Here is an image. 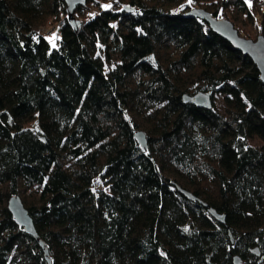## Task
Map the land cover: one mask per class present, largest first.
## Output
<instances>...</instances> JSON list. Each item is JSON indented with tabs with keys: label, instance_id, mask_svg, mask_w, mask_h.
<instances>
[{
	"label": "trees",
	"instance_id": "trees-1",
	"mask_svg": "<svg viewBox=\"0 0 264 264\" xmlns=\"http://www.w3.org/2000/svg\"><path fill=\"white\" fill-rule=\"evenodd\" d=\"M261 4L87 0L74 30L64 0H0V264H47L7 209L15 194L51 264H264V83L187 14L252 38ZM48 21L55 47L38 30ZM197 91L211 109L183 102Z\"/></svg>",
	"mask_w": 264,
	"mask_h": 264
},
{
	"label": "water",
	"instance_id": "water-1",
	"mask_svg": "<svg viewBox=\"0 0 264 264\" xmlns=\"http://www.w3.org/2000/svg\"><path fill=\"white\" fill-rule=\"evenodd\" d=\"M86 1L87 0H64L66 19L69 25L74 30H77L81 23L80 20H78L74 16V9L77 6L85 5ZM187 14L203 20L212 32L225 39L243 55L247 56L255 65L256 70L259 74V79L261 80V82L264 83V36L262 34L257 35L255 39L243 37L238 34L236 28L230 20L226 18H216L203 9L194 8L190 10ZM182 100L185 103L189 102L203 109H211L212 107L210 94L203 91H197L193 94H184L182 96ZM133 137L139 149L145 151L147 149V138L145 132L142 130H137L135 131ZM177 188L178 191L185 198L192 201L198 200V198L195 197L190 191L180 186ZM202 204L204 207L207 206L206 203ZM7 209L11 214L15 224L21 227L26 234L32 236L35 240H37L38 244L44 252V258L47 264H51L48 250L45 248L44 242L38 238V234L34 228L32 218L17 194L12 195L8 199ZM208 213L218 222L222 224L224 223V214L217 213L211 207H208ZM230 240L231 244H233L234 240L232 239V237H230ZM250 252L255 254L256 256H259V251L257 247L252 248ZM232 262L233 264H241L242 259L240 258V256L234 255L232 258Z\"/></svg>",
	"mask_w": 264,
	"mask_h": 264
},
{
	"label": "rangeland",
	"instance_id": "rangeland-1",
	"mask_svg": "<svg viewBox=\"0 0 264 264\" xmlns=\"http://www.w3.org/2000/svg\"><path fill=\"white\" fill-rule=\"evenodd\" d=\"M264 6V0H262V4ZM94 10V8H93ZM92 10V11H93ZM78 20H81L80 18H77ZM38 30L41 34H43L44 36H46L48 42L53 45L55 44V40L57 38L58 35V23H51L50 21L46 22L43 25H40L38 27ZM256 36L254 35L252 37V39H255ZM213 107L218 110V111H222L223 110V103H222V98L220 95H215V98L213 99ZM144 131V130H142ZM146 134V133H145ZM249 144L252 145H259V141L257 140H249L248 141Z\"/></svg>",
	"mask_w": 264,
	"mask_h": 264
},
{
	"label": "snow or ice",
	"instance_id": "snow-or-ice-1",
	"mask_svg": "<svg viewBox=\"0 0 264 264\" xmlns=\"http://www.w3.org/2000/svg\"><path fill=\"white\" fill-rule=\"evenodd\" d=\"M103 7H105V8H110L111 5H104ZM46 39H47V38H46ZM53 47H55V44H53Z\"/></svg>",
	"mask_w": 264,
	"mask_h": 264
},
{
	"label": "built area",
	"instance_id": "built-area-1",
	"mask_svg": "<svg viewBox=\"0 0 264 264\" xmlns=\"http://www.w3.org/2000/svg\"><path fill=\"white\" fill-rule=\"evenodd\" d=\"M92 13H97V9H94V10L92 11Z\"/></svg>",
	"mask_w": 264,
	"mask_h": 264
}]
</instances>
